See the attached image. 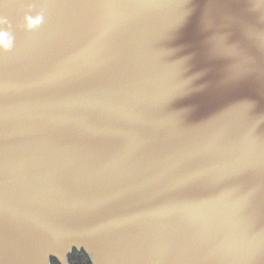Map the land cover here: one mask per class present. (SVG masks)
<instances>
[{
  "label": "water",
  "instance_id": "95a60500",
  "mask_svg": "<svg viewBox=\"0 0 264 264\" xmlns=\"http://www.w3.org/2000/svg\"><path fill=\"white\" fill-rule=\"evenodd\" d=\"M3 3L0 264H264V0Z\"/></svg>",
  "mask_w": 264,
  "mask_h": 264
},
{
  "label": "clouds",
  "instance_id": "9594fccd",
  "mask_svg": "<svg viewBox=\"0 0 264 264\" xmlns=\"http://www.w3.org/2000/svg\"><path fill=\"white\" fill-rule=\"evenodd\" d=\"M0 5L7 7L0 0ZM44 17L41 13H33L31 6H28L24 14L20 17V25L26 30H32L38 28L43 23ZM13 35L11 32V25L6 15L0 13V53L8 52L13 46ZM64 264H71L67 258L64 260Z\"/></svg>",
  "mask_w": 264,
  "mask_h": 264
},
{
  "label": "trees",
  "instance_id": "16d2710c",
  "mask_svg": "<svg viewBox=\"0 0 264 264\" xmlns=\"http://www.w3.org/2000/svg\"><path fill=\"white\" fill-rule=\"evenodd\" d=\"M68 260L71 261V264H91L89 257L83 250H74L68 256ZM51 263L59 264L54 258H51Z\"/></svg>",
  "mask_w": 264,
  "mask_h": 264
}]
</instances>
